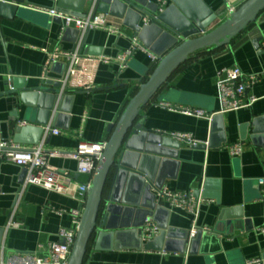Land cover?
Returning a JSON list of instances; mask_svg holds the SVG:
<instances>
[{
	"label": "crops",
	"instance_id": "0c3cea01",
	"mask_svg": "<svg viewBox=\"0 0 264 264\" xmlns=\"http://www.w3.org/2000/svg\"><path fill=\"white\" fill-rule=\"evenodd\" d=\"M30 1L32 4L23 5L17 15L5 10L0 16V91L3 83L11 77L24 79L30 90L43 82H56L66 73L68 61L64 54L71 53L80 42L81 35L75 42L76 29L63 32L60 20H51L48 14L38 11L53 10L60 0L55 3L54 0ZM241 1L230 0V4L238 8ZM204 2L216 17L215 26L227 18L226 0ZM90 6L88 3L85 14ZM108 16L117 38L101 30L84 37L83 50L95 48L99 54L84 56L74 66L62 105L67 111L61 113L57 125L52 127L62 134L47 137V151L74 152L79 139L70 134L76 131L82 132L83 141L108 142L111 137L109 126L118 123L142 84L139 72L150 70L144 82L156 67L143 52L134 56L130 63L133 66L124 74L114 65L92 58L115 59L137 37L135 17ZM143 25L141 21L138 26ZM263 43L264 12L256 25L233 39L229 46L191 56L140 112L147 130L161 137L170 136L171 140L165 142L171 146L181 145L179 159L169 160L156 170V177L165 180L162 192H193L202 203L195 209L199 216L198 225L202 226L200 230L205 232L206 229L216 237L207 236L203 238L204 242L192 245L191 241L197 235L191 238V216L170 207L157 192V204L169 212L159 214L157 222L173 230L168 251L164 250V239L151 251L136 250L138 237L121 233L117 238L104 240L100 251H94L91 244L84 264H249L254 260L264 264V234L261 233L264 229V52L260 51ZM232 67L239 68L246 75L260 76L259 82L248 90L250 96L257 98L250 109L216 115V119L207 120L165 107L199 109L209 114L219 112L217 74ZM26 111L27 107L21 104L14 117L10 105L0 101V143L7 142L3 138L22 123L35 125L28 120ZM33 115L35 119L38 113ZM174 134L191 136L200 145L192 147L188 142L173 138ZM43 137L44 134L40 142ZM236 143L242 145L240 157H232L227 149ZM49 164L72 176L77 183L87 181L86 176L73 172L77 166L69 158L54 157ZM20 176V170L11 164L0 166V232L4 231L1 251L5 258L13 253H42L51 243L58 241L60 230L71 227L70 212L83 208L77 198L30 185L18 206V218L23 227L7 230ZM123 184L121 182L118 186L121 197L128 190ZM111 189L112 179L106 186L104 200ZM114 211L119 213L121 210L116 206ZM187 233L189 242L181 252L180 242Z\"/></svg>",
	"mask_w": 264,
	"mask_h": 264
},
{
	"label": "water",
	"instance_id": "95a60500",
	"mask_svg": "<svg viewBox=\"0 0 264 264\" xmlns=\"http://www.w3.org/2000/svg\"><path fill=\"white\" fill-rule=\"evenodd\" d=\"M204 1L164 0L163 3L159 0L98 1L97 12L99 13L120 19L135 17L137 24L134 29L137 37L160 61L144 82L143 79L150 70L139 72V81L142 84L137 94L130 101L118 123L108 128L111 137L88 192L81 226L69 264H84L91 244L94 251H100L104 240L117 238L121 233L138 237L136 250L151 251L155 249L157 242H163L164 239L166 245L164 250L168 251L173 230L165 225L160 226L157 222L159 214H169V212L156 202V193H161L165 185L164 177H156V170L167 164L169 160L179 159L182 149L180 143L171 146L165 142L171 140L170 136L161 137L147 130L140 117L141 109L156 98L169 78L191 56L205 50L229 46L233 39L243 34L250 26L256 25L260 14L264 12V0H243L233 13L228 15L221 24L215 26L216 17ZM226 1L231 3L230 0ZM88 3L92 4V0H60L53 10L84 17V10ZM31 4L30 0L0 2V16L5 10H10L11 15H17L23 9V5ZM144 20H150V23L142 27L138 26ZM69 30L72 29H68L67 32ZM93 32L90 31L88 34ZM79 36L80 32L76 31L75 42L78 41ZM110 36L117 38L116 35ZM130 46L129 42L125 50ZM85 49L84 55L99 54L95 48ZM130 63L126 71L132 65ZM62 79L63 77H60L53 83L43 82L41 86L32 90L26 87L24 79L21 78L11 77L3 83L0 101L10 105L14 117L17 116L23 104L27 107L28 120L35 123L26 127L17 126L8 137L3 138L4 141L38 145L44 134V128L50 123H52L51 127L57 125L61 113L67 111L62 109L67 97L65 94H60ZM36 112L38 115L34 119L33 114ZM217 116L214 118L216 119ZM51 136L50 134L48 139ZM74 162L77 167L73 172L78 174L79 164L77 161ZM4 165L10 164L0 163V166ZM16 168L20 170L21 176L20 187L14 193L13 207L17 201V193L27 177V170ZM110 179H112V189L107 200H104V193ZM121 182L128 188L123 197L118 194V186ZM198 195L196 193V196ZM116 206H119L121 210L119 213L114 211ZM123 206L126 208L124 209ZM147 222L156 224L161 232L152 241L144 243L142 236ZM197 227V238L191 241L192 245H197L199 241L204 242L203 238L207 236L216 237L213 233L200 230L202 226L198 223ZM3 234L4 231H1L0 257ZM188 235L187 233L180 242L181 252L187 247Z\"/></svg>",
	"mask_w": 264,
	"mask_h": 264
},
{
	"label": "built area",
	"instance_id": "2783aa9c",
	"mask_svg": "<svg viewBox=\"0 0 264 264\" xmlns=\"http://www.w3.org/2000/svg\"><path fill=\"white\" fill-rule=\"evenodd\" d=\"M98 1L99 0H92L90 9L84 17L66 14L57 10L46 11L38 9V11L48 14L53 19L60 20L62 22L63 32L68 29H76L81 35L80 42L76 48L71 53L64 54V57L67 58L68 64L66 65V73L61 81V95L67 92L69 79L77 61L84 56H87L83 54V41L86 34L90 31L98 30L109 32L110 35H115L116 33L115 29L109 25V16L97 12ZM163 1L164 0H159L160 3H163ZM227 5L228 16L233 13L237 7L228 2ZM143 23L144 25H148L150 20H144ZM130 44V48L123 51L115 59L107 57L92 58L98 59L106 64L114 65L121 73L127 69V65L133 60L138 52L146 54L153 65H158L160 59L146 49L138 37H134ZM260 51L264 52V43L262 44ZM217 75L218 98L220 102L219 112L209 114L208 112L199 109L172 108L168 105L165 107L171 111L180 112L184 115L212 120L216 115L250 109L257 102V98L250 96L248 90L252 85L259 82V75H246L237 67L224 68L220 70ZM26 126L27 124L25 123L21 124V127ZM50 134L60 136L62 133L59 130L53 129L51 125H49L44 128L43 140L36 146L23 147L12 141L0 143V163L11 164L27 170L26 180L21 186L20 191L17 193V201L9 214V221L6 229H21L23 227V224L18 218V206L23 198L26 187L30 185L39 186L48 191L64 196L77 198L83 205V208L81 210H73L70 212L71 227L69 229L60 230L58 241L51 243L42 253H13L6 258L2 253L0 264H69L76 237L81 226L88 192L92 185L94 174L102 161L107 142L83 141L81 139L82 132L76 131L70 134V136L79 139L78 147L74 152L65 153L55 150L47 151L45 146L46 139ZM172 137L180 141L188 142L192 147L200 145L199 142L193 140L192 137L188 135L174 134ZM227 149L232 157H240L243 153L241 143L230 145ZM60 156L77 161L79 164L78 174L80 176H86L87 181L82 184L77 183L69 174L62 173L51 167L49 164L50 159ZM160 195L161 199L165 200L170 207L180 209L191 216V238H194L198 233L197 223L199 217L195 209L202 205L201 201L195 197L193 192L187 194H171L163 191ZM65 213L66 212H60V214ZM204 231L207 232L208 230L205 229ZM159 233L160 230L155 224L147 222L142 236L144 243L152 241L159 235ZM261 233L264 234V229L261 230ZM249 264L263 263L260 260H254L249 262Z\"/></svg>",
	"mask_w": 264,
	"mask_h": 264
}]
</instances>
